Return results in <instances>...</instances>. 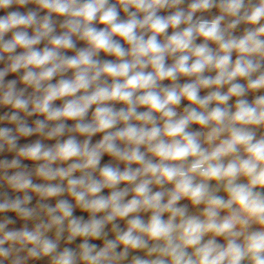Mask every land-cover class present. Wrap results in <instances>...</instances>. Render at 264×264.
Here are the masks:
<instances>
[{
  "label": "clouds",
  "instance_id": "clouds-1",
  "mask_svg": "<svg viewBox=\"0 0 264 264\" xmlns=\"http://www.w3.org/2000/svg\"><path fill=\"white\" fill-rule=\"evenodd\" d=\"M29 4L35 9L0 16V106L12 109L0 122L15 125L0 127V152L15 153L0 160V180L24 193L0 198V214L24 221L9 229L16 221L0 219V264H123L134 251L145 256L133 255L131 264H264V94L246 98L264 91V0H0V10ZM213 8L211 19L197 16ZM54 15L63 18L59 33ZM10 73L25 87L6 81ZM202 89L209 91L201 96ZM33 115L43 119L29 126L25 117ZM33 135L56 143L18 144ZM105 154L117 165L101 167ZM29 193L39 197L34 207ZM53 198L54 206L45 202ZM182 200L203 208L190 213ZM75 208L89 218L74 216ZM78 237L76 249H61L62 240Z\"/></svg>",
  "mask_w": 264,
  "mask_h": 264
},
{
  "label": "rangeland",
  "instance_id": "rangeland-1",
  "mask_svg": "<svg viewBox=\"0 0 264 264\" xmlns=\"http://www.w3.org/2000/svg\"><path fill=\"white\" fill-rule=\"evenodd\" d=\"M111 2L115 3V0H111ZM35 7L36 6L34 4H29L26 7H19V8L14 5L12 8H10L8 10H0V16L6 15L7 11L27 12L28 9H35ZM185 7H186V5H185ZM171 11H174V10H162L159 14L162 15V16H166V15L170 14ZM45 14L46 13L44 11H40L39 12V15H41V16H43ZM217 14H218V10L215 9V8H213L211 10V12L203 13V14L197 13V16L203 15L204 18H212L214 15H217ZM120 18L121 19H126L127 18V15H126V13L123 12V10H120ZM53 19H54V21H56V30H57V33H59L60 31H62L59 28V23L62 21L63 18L62 17H56L54 15L53 16ZM95 26L97 28H102L103 27V25H101V24H96ZM245 27H246V25L239 26V28L236 30V32L234 34L237 35V36L242 35L243 30H244ZM171 31H172L171 29L168 30V34L169 35L171 34ZM28 32H29V35H31L32 34V29H28ZM10 38H11V33H8L5 36V39H10ZM161 39H162V37H161ZM121 42L123 43V41H121ZM201 42H202V40H200V39L197 40V43H201ZM76 43H77V48L86 47V44L83 41H77ZM211 46L212 47H215V45H211ZM38 47L39 48H43L44 47V43L42 42ZM125 47H127V45H125ZM20 51H22V50L21 49H17V52H20ZM74 54L75 53L73 51H69L67 53V55H74ZM98 58L101 59V60H114L115 59L114 57L105 55L104 53H101ZM235 58H236V54L233 53V57H232L233 61L235 60ZM171 62H172L171 59H169L167 61V63H171ZM5 63L6 62H0V68L5 67ZM206 74L207 75H215V73H206ZM67 76L70 77L71 76V72H69L67 74ZM13 79L17 80V88L18 89H21V88H24L25 87V85H23L19 81V74L10 73L8 76L5 77V80L6 81L13 80ZM56 79H59V77L55 78L52 82L55 83L56 82ZM185 82H188L187 78H181L180 81H179V83H181V84H183ZM240 82L241 83H246L243 80H241ZM162 84L163 85H168V84H170V81L165 80V81L162 82ZM31 91H32V89L31 88H28L27 89V92H26V95L29 94V93H31ZM208 91H209L208 89H202L200 95L201 96L206 95ZM223 91H226V88L223 89ZM261 94H264V91L257 92V93L249 92V94L247 95L246 98L249 100V102H251L255 98L256 95H261ZM62 103H63L62 100H57L55 102V105L56 106H61ZM187 103L188 102L186 100L182 101L181 102V105L179 106V108L177 109V111L178 112H182L183 108L187 105ZM229 103L230 104H234L235 103V98H232V100H230ZM114 107L116 109H119L121 107H124V105L123 104H120V103H116V104H114ZM94 108H95V106H93V108L89 110L87 119H89V120L91 119L92 112L94 111ZM139 110L140 111H143L145 109L141 108ZM11 111H12V109L10 107L0 106V115H3L4 113L11 112ZM21 116L23 117L24 114L21 113ZM25 119L27 120V123H28L29 126H34L33 121L36 120V119H43V117L42 116H39V115H33L31 117H25ZM66 123L71 126L72 124L75 123V121L68 120V121H66ZM0 127H10V128H14L15 125L9 124L7 121H4V122H0ZM190 130H200V129H199V126L198 125H192ZM260 134H261V132L258 131L257 132V136L259 137ZM102 135H103L102 133H98V134L94 135L92 137L91 143L95 144L96 142H98L102 138ZM77 138L79 140H81V141L84 139V137H79V136ZM38 139L41 140L42 143H44L46 145H49V146H51V145H53V144L56 143V140H54V139L53 140H48V139H44V138L40 137L39 135H33L31 137H26V138L25 137H22V138H20V140L18 141V144L22 146V145H25V144L32 143V142H34V141H36ZM60 139L61 140L67 139V135H65L64 137H61ZM13 158H15V153L14 152H8L7 149H5L4 152H0V160H2V159L11 160ZM36 163L37 162L31 161V160H27V159H22L21 160V164L22 165H27V168L29 170L34 169L36 167ZM108 163H112L114 166L117 165V162L115 160H113L110 156H108L107 154H105L102 157V159H101L100 166L102 167L103 165L108 164ZM63 166H67V165L65 164ZM119 167L121 168V170H123V168L125 167V165L123 163H119ZM133 167H136V165H133ZM14 171H16V170L15 169L9 170V174H11ZM75 175H79V173H75ZM33 182L34 183H43L42 180H40L39 178H37L35 176H33ZM241 182H246V181L242 180ZM119 187L120 188H124V187H126V185L125 184H121V185H119ZM166 187H171V185H167ZM157 190H159V188H157V187L154 186L153 187V191H157ZM4 193H7L8 196L11 197V198H15L16 196H20L22 198L23 195H24V193H22V192H15V191H13L7 185V183L5 181L0 180V198L3 197V194ZM101 194L107 196V195L110 194V190L109 189H104ZM218 194L219 195H222V196H225L226 195L223 191H221ZM29 195H32V197H33L32 202H31V204L29 206L30 207H34L36 205V203L38 202L39 197L36 194H34V193H29ZM61 198L69 199L70 202L74 203V200H72V198L69 197L67 194H65ZM130 198H131V194L129 195V197L127 199H130ZM45 202L46 203H49V204H51V205L54 206L55 203H56V198L50 199V200L45 201ZM180 204L181 205L187 204L188 207H189V212L190 213H198L203 208V205L198 206V207H193L188 200H182V201H180ZM221 214L223 215L224 213H221ZM140 215L142 216L143 219L147 220L148 217H149V215H150V213H141ZM3 216L11 217L13 220L16 221L14 224H10L8 226L9 229H20L24 225V221L20 220L16 216L15 213L8 212V213L0 214V219H2ZM74 216H77V217L83 216L85 220H87L89 218V214L87 212L81 211L79 208H75L74 209ZM166 218H167V215H165V219ZM116 222L120 224L121 228H126V222L124 220H118ZM33 223L34 222H32V221H29L28 222L29 228H31L33 226ZM105 231L108 232V237H107L108 239H113L114 238V234L111 231V225H108L106 227ZM49 235H53V234L50 233ZM207 238L208 237H205V240ZM217 240L220 241V242H223L224 239L222 237H218ZM82 242H83L82 238H79V237L74 242H72L71 244H65L64 241L62 240L61 241V244H60V247H61V249L63 247H65V246L71 247L73 249H76L77 246L80 243H82ZM89 243L90 244H96L98 247H102L103 246V240L102 239L101 240L90 239L89 240ZM117 250L118 251L122 250V247L121 248H118ZM25 254L26 253H21V255H25ZM133 255H140V256L144 257L145 256V253L142 252V251L130 252L128 259L126 261H124L123 264H131V258H132ZM6 264H8V262H6ZM27 264H49V262H48V258H44L42 260H29L27 262Z\"/></svg>",
  "mask_w": 264,
  "mask_h": 264
},
{
  "label": "crops",
  "instance_id": "crops-1",
  "mask_svg": "<svg viewBox=\"0 0 264 264\" xmlns=\"http://www.w3.org/2000/svg\"><path fill=\"white\" fill-rule=\"evenodd\" d=\"M256 228V226L255 225H253V229H255ZM219 243H221V244H223V243H225V241L223 240V242H220V241H218Z\"/></svg>",
  "mask_w": 264,
  "mask_h": 264
},
{
  "label": "built area",
  "instance_id": "built-area-1",
  "mask_svg": "<svg viewBox=\"0 0 264 264\" xmlns=\"http://www.w3.org/2000/svg\"><path fill=\"white\" fill-rule=\"evenodd\" d=\"M206 19H211V18H206Z\"/></svg>",
  "mask_w": 264,
  "mask_h": 264
}]
</instances>
